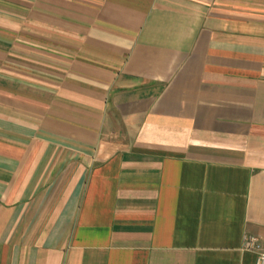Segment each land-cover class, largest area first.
<instances>
[{
  "label": "crops",
  "instance_id": "crops-1",
  "mask_svg": "<svg viewBox=\"0 0 264 264\" xmlns=\"http://www.w3.org/2000/svg\"><path fill=\"white\" fill-rule=\"evenodd\" d=\"M264 0H0V264H255Z\"/></svg>",
  "mask_w": 264,
  "mask_h": 264
},
{
  "label": "built area",
  "instance_id": "built-area-1",
  "mask_svg": "<svg viewBox=\"0 0 264 264\" xmlns=\"http://www.w3.org/2000/svg\"><path fill=\"white\" fill-rule=\"evenodd\" d=\"M247 250L256 254L255 264H264V245L257 237H248L245 241Z\"/></svg>",
  "mask_w": 264,
  "mask_h": 264
}]
</instances>
